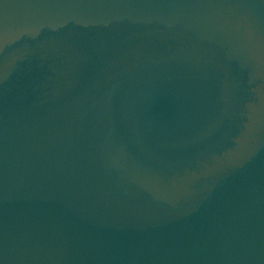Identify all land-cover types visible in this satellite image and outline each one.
Listing matches in <instances>:
<instances>
[{"label": "water", "instance_id": "1", "mask_svg": "<svg viewBox=\"0 0 264 264\" xmlns=\"http://www.w3.org/2000/svg\"><path fill=\"white\" fill-rule=\"evenodd\" d=\"M0 264H264V0H0Z\"/></svg>", "mask_w": 264, "mask_h": 264}]
</instances>
